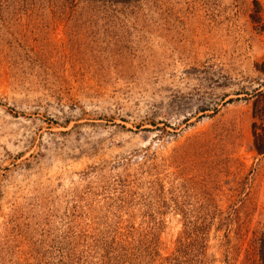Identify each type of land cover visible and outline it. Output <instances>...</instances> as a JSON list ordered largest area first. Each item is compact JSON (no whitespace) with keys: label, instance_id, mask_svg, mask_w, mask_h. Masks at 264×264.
Returning a JSON list of instances; mask_svg holds the SVG:
<instances>
[{"label":"rangeland","instance_id":"obj_1","mask_svg":"<svg viewBox=\"0 0 264 264\" xmlns=\"http://www.w3.org/2000/svg\"><path fill=\"white\" fill-rule=\"evenodd\" d=\"M263 95L264 0H0V264H264Z\"/></svg>","mask_w":264,"mask_h":264},{"label":"trees","instance_id":"obj_2","mask_svg":"<svg viewBox=\"0 0 264 264\" xmlns=\"http://www.w3.org/2000/svg\"><path fill=\"white\" fill-rule=\"evenodd\" d=\"M263 99H264V95H263ZM258 120H260V123L261 124H264V116H260L258 117ZM254 132H253V137H254V140H253V145H254V149L256 150V152L258 154H264V141H263V137L262 135L258 134L257 133V124L254 123ZM263 128V127H262ZM259 242H260V250H259V253H260V258L262 257V263L264 262V231L263 233H261L260 235V238H259Z\"/></svg>","mask_w":264,"mask_h":264}]
</instances>
